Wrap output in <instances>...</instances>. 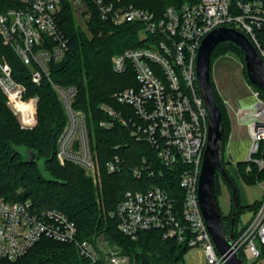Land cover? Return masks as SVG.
Returning <instances> with one entry per match:
<instances>
[{"label": "built area", "instance_id": "2783aa9c", "mask_svg": "<svg viewBox=\"0 0 264 264\" xmlns=\"http://www.w3.org/2000/svg\"><path fill=\"white\" fill-rule=\"evenodd\" d=\"M13 3L0 8V48L8 46L29 68L33 82L39 84L50 74V63L60 61L67 49L68 38L60 29L57 16L62 0H6ZM75 7L90 16L91 2L97 13L116 25L137 21L143 25L145 44L127 48L112 57V67L122 73L134 69L137 87L117 94L118 101L130 104L138 121L131 134L151 143L164 168L178 169L182 193V212L178 218L175 199L161 185L153 183L144 190L128 189L111 215L117 217L119 231L137 239L142 231L160 229L165 237L175 236L191 247L201 245L208 264H227L226 257L215 246L203 217L198 187L203 156L208 142L209 115L199 90L197 57L203 38L216 27L228 26L243 32L264 61V0H196L181 5H168L162 14L123 0H71ZM1 52V51H0ZM228 55H237L227 53ZM67 114L66 124L57 140L60 162L82 166L95 185L100 180V166L93 149L86 115L73 106L76 86L53 83ZM0 89L7 104L24 128L36 122L38 96L25 98L26 86L13 76L10 62L0 56ZM252 95L235 114L248 127L249 144L246 171L252 164L264 170V98L251 83ZM35 99V119L27 123L18 112L17 102ZM227 107V101L223 99ZM101 108L112 118H125L107 104ZM113 120L102 121L111 126ZM143 164L132 168L135 177L153 171ZM119 156L107 162L110 172L120 170ZM160 175L163 174L159 170ZM220 174V172H219ZM233 174V173H232ZM222 177V175L220 174ZM264 181V177L258 182ZM74 242L79 255L88 264L103 259L107 264H134L128 253L109 239L95 236L80 239L76 222L58 208L40 209L31 198L9 201L0 198V258L14 261L24 256L41 238ZM235 243L244 258L256 260L264 251V198L243 226ZM51 264H68L55 262Z\"/></svg>", "mask_w": 264, "mask_h": 264}, {"label": "trees", "instance_id": "16d2710c", "mask_svg": "<svg viewBox=\"0 0 264 264\" xmlns=\"http://www.w3.org/2000/svg\"><path fill=\"white\" fill-rule=\"evenodd\" d=\"M136 6L162 14L168 5H181L196 0H123ZM92 9L84 25L78 22L76 10L71 0H62L57 21L60 29L68 38V49L60 61L50 63V74L43 75L39 84L32 81L29 68L22 63L15 52L8 46H1L0 56L7 59L13 68L14 78L26 86L25 98L38 96L37 122L31 128L20 125L12 109L7 104V97L0 89V198L9 201L31 198L40 209L58 208L67 213L77 224L80 239H93L104 235L111 243L118 245L121 251L128 253L134 264H183L184 255L191 246L173 237H165L164 231L151 229L142 231L137 239L122 234L117 228V217L111 215L128 189L144 190L153 183L163 186L175 199L178 218L182 212V189L179 185L178 169L164 168L157 155L156 148L147 141H140L131 134V129L138 116L128 103L118 101L117 94L128 87H137L139 81L133 68L128 67L122 73L112 67L115 53L127 48L144 45L143 25L137 21H127L116 25L103 19L88 2ZM13 3L0 0V8ZM235 53L243 63V49L231 41L220 42L214 49L211 63L219 56ZM248 78V76H247ZM53 83L66 87L76 86L73 106L86 115L90 142L96 151L101 176L102 188H98L84 168L73 162L62 163L57 157V140L63 130L67 114L53 87ZM212 87L217 103L223 114V159L225 162L227 143L230 138L228 109L220 97L212 80ZM259 88V87H257ZM264 98V91L260 89ZM32 99V98H31ZM29 100V99H28ZM19 104V114L30 122L34 110L30 104ZM107 104L120 113L128 122L110 117L102 108ZM113 120L111 126L101 125L102 121ZM26 146L36 153L28 160L20 150ZM264 142L262 143V151ZM257 155H263L259 153ZM119 156L122 160L120 170L110 172L107 162ZM153 174L143 173L137 178L132 168L143 164ZM247 161H238L237 175L250 183H256L264 177V170L252 164V171L247 172ZM163 174L160 175L159 170ZM227 169V167H226ZM228 173L229 169H227ZM215 174V190L219 193L218 177ZM260 201L239 206L236 216L234 238L240 232L237 228L238 216L244 207L254 210ZM234 205L223 222L230 231ZM242 255L243 252L241 251ZM88 264L79 255L74 242H62L51 238H41L24 256L11 261L0 258V264ZM96 264H107L101 259Z\"/></svg>", "mask_w": 264, "mask_h": 264}, {"label": "water", "instance_id": "95a60500", "mask_svg": "<svg viewBox=\"0 0 264 264\" xmlns=\"http://www.w3.org/2000/svg\"><path fill=\"white\" fill-rule=\"evenodd\" d=\"M223 41L234 42L243 49L248 79L253 85L264 91V61L248 36L233 27L220 26L213 29L203 38L197 57V77L199 90L209 115V131L200 171L198 198L203 217L215 246L226 257L227 264H247L234 238L240 196L238 187L224 164L222 151L223 114L212 87L211 57L215 47ZM29 153V156L25 157L26 160L36 155L31 150H29ZM231 161L230 157L226 155L225 162L230 163ZM240 161H245V159ZM217 171L220 172L229 186L234 205L230 231H227L224 225L215 190V174Z\"/></svg>", "mask_w": 264, "mask_h": 264}, {"label": "rangeland", "instance_id": "374dc122", "mask_svg": "<svg viewBox=\"0 0 264 264\" xmlns=\"http://www.w3.org/2000/svg\"><path fill=\"white\" fill-rule=\"evenodd\" d=\"M74 9L76 10L78 22L84 25V21L87 19V16L85 15L87 13L84 12L86 9H84L83 12L80 7L77 8L74 6ZM211 77L217 87L220 97L227 101V117L230 121V138L227 143L225 153L232 160L231 164L227 165V169H229L230 176L233 178L234 183L238 187L240 205L244 206L252 204L255 201H261L264 198V181L250 183L241 176H238L236 172L238 161L245 159L247 156L249 133L247 124L245 122L238 121L235 110L239 109L241 104L246 102V100L252 95L251 82L247 78V75L243 72V63L241 59L238 56L236 57L228 54L219 56L214 62H212ZM18 103L23 105L30 104L34 110L35 102L33 99L17 102V104ZM20 116L22 117V114H20ZM19 148L24 154V157L29 156V149L26 146H20ZM99 177L100 180L97 179L96 185L98 193H100L102 188L101 170ZM218 183V203L220 205L222 215L227 216L232 208L231 192L223 177H218ZM253 211L254 210L249 209L248 207H244V209H242L237 221V228L239 230H241V228L245 226L248 221H250L253 216ZM99 238H104V235L102 234ZM263 259L264 251L256 260L245 258L247 264H263ZM183 264H208V257L203 247L201 245L191 247V249H189L184 255Z\"/></svg>", "mask_w": 264, "mask_h": 264}, {"label": "bare ground", "instance_id": "6f19581e", "mask_svg": "<svg viewBox=\"0 0 264 264\" xmlns=\"http://www.w3.org/2000/svg\"><path fill=\"white\" fill-rule=\"evenodd\" d=\"M32 99H33V98H32ZM33 100H34V102H35V99H33ZM22 118L25 119V117H24L23 115H22ZM25 120H26V119H25ZM33 120H34V119H33ZM33 120H32V121H33ZM26 121H27V120H26ZM32 121H30V122L27 121V123H31Z\"/></svg>", "mask_w": 264, "mask_h": 264}, {"label": "crops", "instance_id": "0c3cea01", "mask_svg": "<svg viewBox=\"0 0 264 264\" xmlns=\"http://www.w3.org/2000/svg\"><path fill=\"white\" fill-rule=\"evenodd\" d=\"M231 211V210H230ZM230 213V212H229ZM263 264H264V259H263Z\"/></svg>", "mask_w": 264, "mask_h": 264}, {"label": "flooded vegetation", "instance_id": "af4514ba", "mask_svg": "<svg viewBox=\"0 0 264 264\" xmlns=\"http://www.w3.org/2000/svg\"><path fill=\"white\" fill-rule=\"evenodd\" d=\"M227 167V166H226Z\"/></svg>", "mask_w": 264, "mask_h": 264}]
</instances>
